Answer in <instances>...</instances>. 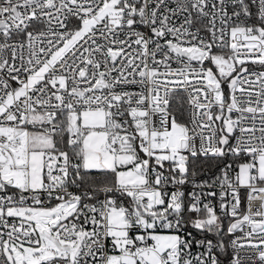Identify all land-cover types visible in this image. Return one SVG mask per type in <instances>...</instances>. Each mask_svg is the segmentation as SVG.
Returning <instances> with one entry per match:
<instances>
[{"label": "snow or ice", "instance_id": "6c2138e0", "mask_svg": "<svg viewBox=\"0 0 264 264\" xmlns=\"http://www.w3.org/2000/svg\"><path fill=\"white\" fill-rule=\"evenodd\" d=\"M0 264H264V0H0Z\"/></svg>", "mask_w": 264, "mask_h": 264}, {"label": "trees", "instance_id": "16d2710c", "mask_svg": "<svg viewBox=\"0 0 264 264\" xmlns=\"http://www.w3.org/2000/svg\"><path fill=\"white\" fill-rule=\"evenodd\" d=\"M199 167H200L201 172L204 170H210L211 173H215V169L217 167V162L212 161V160L203 161V158H202Z\"/></svg>", "mask_w": 264, "mask_h": 264}, {"label": "built area", "instance_id": "2783aa9c", "mask_svg": "<svg viewBox=\"0 0 264 264\" xmlns=\"http://www.w3.org/2000/svg\"><path fill=\"white\" fill-rule=\"evenodd\" d=\"M222 165H218L217 164V167L215 169V173H211L210 170H204L201 172L200 174V179H209V178H214L216 175H219V167H221ZM258 203V202H257ZM255 206V204H254Z\"/></svg>", "mask_w": 264, "mask_h": 264}]
</instances>
